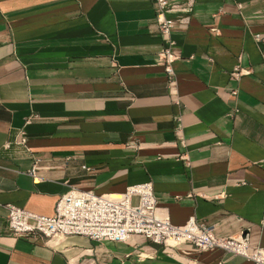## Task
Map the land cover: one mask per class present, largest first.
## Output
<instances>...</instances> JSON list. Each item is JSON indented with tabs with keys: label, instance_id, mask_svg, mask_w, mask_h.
<instances>
[{
	"label": "crops",
	"instance_id": "crops-1",
	"mask_svg": "<svg viewBox=\"0 0 264 264\" xmlns=\"http://www.w3.org/2000/svg\"><path fill=\"white\" fill-rule=\"evenodd\" d=\"M156 14L154 0H0V264H253L140 236L7 232L6 204L51 216L69 187L145 181L171 223L248 227L264 254V0H193L170 34L172 85Z\"/></svg>",
	"mask_w": 264,
	"mask_h": 264
},
{
	"label": "built area",
	"instance_id": "built-area-1",
	"mask_svg": "<svg viewBox=\"0 0 264 264\" xmlns=\"http://www.w3.org/2000/svg\"><path fill=\"white\" fill-rule=\"evenodd\" d=\"M192 2L154 0L157 27L168 45L157 54L156 60L163 64L170 85L174 83L171 64L179 58V54L171 49L173 41L170 40V34L175 27L187 26ZM233 74L238 75L239 71L233 70ZM20 142L24 143V138ZM28 173L34 177L32 169ZM5 210L8 234L39 239L43 243L58 244L71 236L84 237L92 244L125 243L133 236H140L149 244L170 248L188 244L196 252L219 248L253 264H264V254L260 248L249 243L248 227L235 235L218 236L194 217L182 225L171 223L167 213L156 205L151 181L129 185L119 193L96 194L69 187L57 200L51 216L11 204H6ZM146 256L148 254L143 252L137 254L139 258ZM119 263L122 264V260Z\"/></svg>",
	"mask_w": 264,
	"mask_h": 264
}]
</instances>
